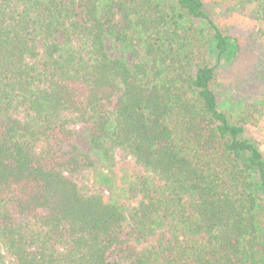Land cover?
I'll return each instance as SVG.
<instances>
[{
    "label": "trees",
    "instance_id": "trees-1",
    "mask_svg": "<svg viewBox=\"0 0 264 264\" xmlns=\"http://www.w3.org/2000/svg\"><path fill=\"white\" fill-rule=\"evenodd\" d=\"M240 52L204 0H0V264H264Z\"/></svg>",
    "mask_w": 264,
    "mask_h": 264
},
{
    "label": "rangeland",
    "instance_id": "rangeland-1",
    "mask_svg": "<svg viewBox=\"0 0 264 264\" xmlns=\"http://www.w3.org/2000/svg\"><path fill=\"white\" fill-rule=\"evenodd\" d=\"M207 9L222 28L236 35L241 43L239 57L233 62L222 61L218 68V89L236 98L255 101L263 92L256 75L264 61V20L257 8L264 0H204ZM246 134L254 138L264 152V112H257L246 125ZM123 172L142 174L144 171L130 158L119 161ZM90 184V173L84 177ZM3 251L0 247V259Z\"/></svg>",
    "mask_w": 264,
    "mask_h": 264
}]
</instances>
